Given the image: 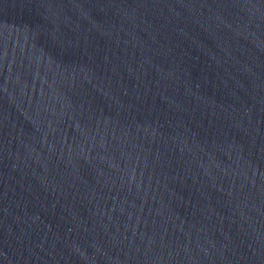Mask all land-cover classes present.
Segmentation results:
<instances>
[{
	"label": "water",
	"instance_id": "1",
	"mask_svg": "<svg viewBox=\"0 0 264 264\" xmlns=\"http://www.w3.org/2000/svg\"><path fill=\"white\" fill-rule=\"evenodd\" d=\"M0 264H264V0H0Z\"/></svg>",
	"mask_w": 264,
	"mask_h": 264
}]
</instances>
